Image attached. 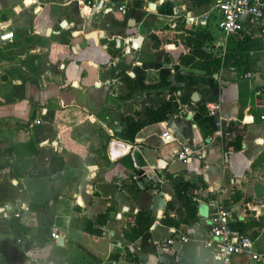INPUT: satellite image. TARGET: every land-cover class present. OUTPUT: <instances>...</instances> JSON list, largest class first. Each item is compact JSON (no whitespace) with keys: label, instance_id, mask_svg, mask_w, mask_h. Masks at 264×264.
Instances as JSON below:
<instances>
[{"label":"crops","instance_id":"crops-1","mask_svg":"<svg viewBox=\"0 0 264 264\" xmlns=\"http://www.w3.org/2000/svg\"><path fill=\"white\" fill-rule=\"evenodd\" d=\"M217 1L0 0V34L10 33L0 40V264H223L202 245L213 205L229 212L235 234L252 224L244 233L254 232L251 249L264 255V55L243 73L220 66L216 79L179 70L181 57L202 60L191 53L200 38L205 54L223 56ZM163 79L176 86L166 97L139 90ZM146 97L151 107L170 98L175 108L123 138L124 117L142 120ZM216 98L229 131L222 139L202 106ZM182 147L189 154L175 159ZM146 163L158 165L160 183L137 177ZM165 173L192 184L194 222L175 224L180 203ZM32 202L49 232L38 227ZM10 216L28 228L22 244ZM82 216L98 233L81 229ZM226 264L260 263L233 254Z\"/></svg>","mask_w":264,"mask_h":264},{"label":"built area","instance_id":"built-area-1","mask_svg":"<svg viewBox=\"0 0 264 264\" xmlns=\"http://www.w3.org/2000/svg\"><path fill=\"white\" fill-rule=\"evenodd\" d=\"M118 9L123 11L122 6ZM212 9L217 12L215 25L218 30L226 37L236 38L245 35L257 39L262 44L260 51L264 55V9L260 0H219L212 5ZM9 38V32L0 34V40ZM249 76H251L249 72L243 74V77ZM202 106L204 112L214 118L215 137L217 139L227 137L229 131L222 125L219 117V100L217 98L205 100L202 102ZM160 137L163 141H168L169 133L163 130ZM188 154L187 149L182 147L174 155L175 159L184 160ZM139 169L141 173L137 174L138 178L143 179L144 177L151 185L160 183V176H157V170L159 171L157 164L146 163ZM228 217L229 212L227 210L213 205V210L208 217L209 227L202 240V245L210 249L212 254L223 264H226L233 254H247L253 261L264 264V255L253 252L251 249V237L247 234L231 232L227 225ZM262 228H264V220ZM51 237L55 238L56 235L51 233ZM177 239L181 242L187 241V237L183 235L177 236ZM172 241V238L165 240L166 244H170ZM16 242L22 244L19 238L16 239ZM160 248L164 251L167 250L166 245H161ZM131 264H138V262Z\"/></svg>","mask_w":264,"mask_h":264},{"label":"trees","instance_id":"trees-1","mask_svg":"<svg viewBox=\"0 0 264 264\" xmlns=\"http://www.w3.org/2000/svg\"><path fill=\"white\" fill-rule=\"evenodd\" d=\"M202 38L195 40L191 46V53L193 56L202 58L201 61L194 60L188 61L185 57H181L179 63L183 66H188L191 68L204 70L206 75H211L217 73L220 66L231 65L233 68L241 67L242 73L249 69L257 58L256 54L261 50L262 44L257 40L250 38L248 36L241 37H227L225 41V51L222 57H210L205 54L201 49ZM249 52H254V54H249ZM157 83H162L163 85H171L165 79L158 81ZM147 85V84H146ZM145 85V87H146ZM172 87V86H171ZM151 91V90H149ZM169 100L161 101L156 107H146L143 109L144 117L142 120L133 119L131 116L124 117V127L121 136L128 140H133L136 131L143 125L149 123H155L158 121L165 120L174 110L175 105ZM233 147H238V138L234 139L232 144ZM52 171V167L51 170ZM166 183L173 189L175 197L178 199L180 206L176 210L177 219L175 224L178 222H194L196 220V208L194 202L191 200V194L187 192L188 187H193L188 180L182 175H173L169 173L164 174ZM29 209L36 212L38 227L43 226L47 232H49L51 224L47 216L42 218L40 212L42 210L41 205L36 203H29ZM264 220V219H263ZM150 220H144V228L147 227ZM261 221V220H260ZM261 222L258 223L260 225ZM7 225L13 234L14 239L20 237L21 234L28 231L27 227L19 224L16 217L10 216L7 219ZM80 227L83 231L96 234L97 229L91 227L88 219L81 217ZM252 227L249 222L241 224L238 234H246L245 230ZM143 227L138 229L141 231ZM254 232H250L247 235L252 238ZM137 234V233H136Z\"/></svg>","mask_w":264,"mask_h":264},{"label":"water","instance_id":"water-1","mask_svg":"<svg viewBox=\"0 0 264 264\" xmlns=\"http://www.w3.org/2000/svg\"><path fill=\"white\" fill-rule=\"evenodd\" d=\"M61 23L63 24L64 23V21H61ZM148 28L146 27L144 30H143V32L144 33H146L148 30H147ZM102 32H99L98 33V36H101L102 34H101ZM88 36H94V33L93 32H90V33H88ZM141 40V37L139 36V35H134L132 38H130L129 40H126V41H129V46H130V49H135V48H137V46H138V44H139V41ZM114 43L116 44V47L118 46V44H119V39H115L114 40ZM168 64L167 63H164V66H167ZM179 70H181V71H183V72H186V73H192V74H204L205 73V71L204 70H201V69H196V68H191V67H187V66H183V65H181V66H179ZM131 74V73H130ZM212 77L214 78V79H216L217 78V74H213L212 75ZM223 83V82H222ZM190 98H191V100H193V101H195V100H197V94H196V92H192V94H191V96H190ZM145 154H146V157H147V159L150 161V162H153V154H154V151L153 150H146V152H145ZM141 173V171L140 170H138L137 171V174H140ZM141 180H145V178L143 177V179H141ZM146 181V180H145ZM147 184V181L144 183V186ZM201 210H203V208H201ZM200 210V211H201Z\"/></svg>","mask_w":264,"mask_h":264},{"label":"rangeland","instance_id":"rangeland-1","mask_svg":"<svg viewBox=\"0 0 264 264\" xmlns=\"http://www.w3.org/2000/svg\"><path fill=\"white\" fill-rule=\"evenodd\" d=\"M56 8H53V10H55ZM167 41H169V40H167ZM167 59V58H166ZM120 74H122V73H120ZM160 81V80H159ZM168 81V80H167ZM158 82V81H157ZM157 82H153V83H148L147 85H146V87L144 86H142V87H140V89L139 90H141L142 92L145 90L146 92L145 93H148V91L149 90H151V91H149V93L151 92L152 94H153V92H155V94H157V93H159V94H162L164 97H166V94L167 93H171L172 91H174L175 89H176V86H173L172 85V87L170 86V87H168V85H163L162 83H157ZM169 82V81H168ZM170 84V83H169ZM119 86H123V84H121V85H119ZM144 89V90H143ZM144 93V92H143ZM164 97H162V98H164ZM163 100H166V99H162V101ZM150 100L146 97L144 100H142L141 102V106H140V109H144V108H146V107H151V104L150 103H148ZM169 101H171V99L169 98ZM161 101H159V103H160ZM158 103V104H159ZM172 104H174L175 105V102H173Z\"/></svg>","mask_w":264,"mask_h":264}]
</instances>
